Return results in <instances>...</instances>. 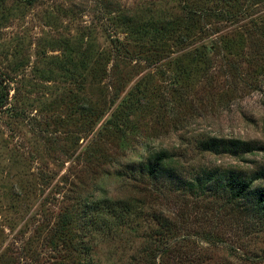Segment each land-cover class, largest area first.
I'll list each match as a JSON object with an SVG mask.
<instances>
[{
	"label": "rangeland",
	"instance_id": "1",
	"mask_svg": "<svg viewBox=\"0 0 264 264\" xmlns=\"http://www.w3.org/2000/svg\"><path fill=\"white\" fill-rule=\"evenodd\" d=\"M232 181L264 190V0H0V264H264Z\"/></svg>",
	"mask_w": 264,
	"mask_h": 264
},
{
	"label": "trees",
	"instance_id": "2",
	"mask_svg": "<svg viewBox=\"0 0 264 264\" xmlns=\"http://www.w3.org/2000/svg\"><path fill=\"white\" fill-rule=\"evenodd\" d=\"M216 146L217 145L213 140L203 142V147L205 149H211ZM172 165V161L168 159L165 154L158 153L153 157L152 161L146 165V175L151 180L160 179L164 180V182L169 181L176 189V185L182 183V181H179L176 177V171H173L174 169ZM225 184L229 188L228 198L230 201L239 199L251 200L252 204L250 208L254 210V213L259 215L260 220L264 219V190L248 193L246 191V185L242 181H232L231 183L226 182ZM122 200L123 202L121 205L109 200L98 202L95 203L90 210H96V212L102 217L108 216L109 214L113 216L115 215L116 217H122L129 214L137 215L143 212L141 211L142 203L139 204L141 201L139 198L131 194L128 197H124ZM165 219L166 217H163L164 221Z\"/></svg>",
	"mask_w": 264,
	"mask_h": 264
}]
</instances>
